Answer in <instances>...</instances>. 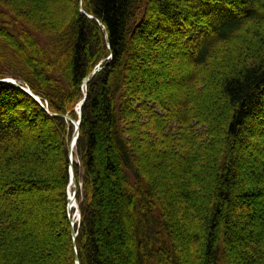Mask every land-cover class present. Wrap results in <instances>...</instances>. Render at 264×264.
<instances>
[{
    "label": "trees",
    "instance_id": "16d2710c",
    "mask_svg": "<svg viewBox=\"0 0 264 264\" xmlns=\"http://www.w3.org/2000/svg\"><path fill=\"white\" fill-rule=\"evenodd\" d=\"M0 7V79L20 81L50 113L74 120L87 79L71 164L80 184L73 226L72 123L0 82V264H75V251L80 264H264V211L258 228L232 227L251 216L248 196L264 206V147L244 141L262 135L254 127L264 121V0ZM166 40L187 65L170 98L133 78L141 61L144 71L163 68L159 53L136 46ZM238 147L260 155L245 159L257 164L249 193L239 189ZM192 220L200 235L184 229ZM190 241L199 244L195 262L184 256Z\"/></svg>",
    "mask_w": 264,
    "mask_h": 264
},
{
    "label": "rangeland",
    "instance_id": "374dc122",
    "mask_svg": "<svg viewBox=\"0 0 264 264\" xmlns=\"http://www.w3.org/2000/svg\"><path fill=\"white\" fill-rule=\"evenodd\" d=\"M0 10L5 11L2 7H0ZM146 40L149 41V38L145 37V41ZM166 44H167V47H165V44L161 43V42L159 44H156V45L149 44V47H148L149 49H146L144 46H142V44L139 45L137 43V45H139V46H136V48L143 50V52H145V50H151V52H153V54L159 53V55L156 58L158 60H163V63H160L163 68H159L160 65H158V66L155 65L152 67H147L146 71H144L141 68V65L144 64V61H141L137 64V66L134 67L135 70L138 69L139 71L133 72V75H134L133 78L142 76L147 81V83L150 85V88H152V86L154 87V85H155V87H154L155 89L153 88V91H152L154 93V95L161 96V97H167L168 96L170 98V97L176 96L177 92H178L177 91L178 84H176V80H174L173 78H175L177 75H180L185 70L187 65H186L185 59L183 58V56L180 55V53H178L177 49H175V50L169 49V46L173 45V43L167 41ZM175 51H176L177 55H175ZM155 56H154V58H155ZM150 60L152 61L153 59L150 58V56H148L147 60L145 61V64L148 61L150 62ZM18 83H20V81H18ZM20 84H22V83H20ZM23 85L25 87H27L25 84H23ZM148 91L149 90H143L144 94H148L149 93ZM213 96L214 95L208 97V99L209 100L213 99L214 98ZM40 100H41V98H40ZM41 102H42V100H41ZM42 104L46 106V103L44 104L42 102ZM74 112L78 115L77 105L74 107ZM52 115H55V113ZM72 120L74 122H76L78 120V116H77L76 120H74V119H72ZM255 120H257V119L255 118ZM259 120H262V119H259ZM72 128H73V130H72L73 133L71 134L69 143L73 139V134L75 131V126L73 123H72ZM254 128L256 129V131L260 132L262 135H260L259 137L255 136V135L251 136V137L250 136L244 137L245 138L244 141L246 142V140H250V141L255 142L257 144L259 142L264 147V121H262V123H259L258 125H255ZM54 129L56 130V127ZM50 144H51V140H50ZM53 146H54V153H57V151H58L57 146H55V145H53ZM248 148L244 149V148L240 147V149H239V147H238V150H239L240 156H241L240 162H239V172L241 174V179H242V182L240 183L239 189H241V192H244V193H249L250 191H252L256 187V185H254L250 181L249 171L252 169L253 170L257 169L256 163L251 162L250 165H248V163L246 164L245 159L246 158L250 159L253 157L255 158L257 155H259L257 150H249ZM249 151H251V152H249ZM249 153H250V155H249ZM71 159H72V163L74 161L75 162L77 161L76 158L73 157V154H72ZM72 169H73V167H72ZM79 187H80V184L76 183L75 178H74V183L70 187V192L73 193L74 191H77V189ZM245 200H246V202H249L252 204L253 210L250 211L251 216H249V217L247 216V218H246L244 216V214L242 213L241 220H234L233 221L232 213L235 211V209H234V211H232V209H231L232 212L230 213V215H231L230 219L233 221L232 227H233V231L236 234L243 233L244 227L246 229L258 228V225L260 224L259 214H262V212L264 211V206H262V205H260V203H258V199L256 197H249L248 196L247 198H245ZM75 203L78 207V203L76 201V196H75ZM236 211L238 212L239 210H236ZM72 217H73L72 219L75 220L74 211H73ZM197 217H198V215H197ZM248 220H250V221H248ZM195 221L192 220L191 222L186 223V227L184 226V229L186 230L190 226V234L191 235H193V234L200 235L201 234L200 230L197 231L196 228H195V230L193 229V227L195 225L194 224ZM196 223H197V221H196ZM75 224H78L77 220H76ZM251 224H252V226H250ZM196 239L198 240L199 236H197ZM36 241H35V243H40V242H36ZM190 242L191 243H189V245H187V247L184 248V256L188 261L192 260L193 262H195L197 260L196 254L199 252L198 249H195V247L197 246V248H198L199 244H196V242L192 243V241H190ZM194 244H195V246H194ZM122 254L125 255V252H123Z\"/></svg>",
    "mask_w": 264,
    "mask_h": 264
},
{
    "label": "water",
    "instance_id": "95a60500",
    "mask_svg": "<svg viewBox=\"0 0 264 264\" xmlns=\"http://www.w3.org/2000/svg\"><path fill=\"white\" fill-rule=\"evenodd\" d=\"M2 80H0L1 82ZM3 81H6V80H3ZM87 81V79L84 80V86H85V82ZM12 84L23 90L24 92H26L29 96H31L34 100H36L42 107L45 111H47L49 114H52L48 111V108L42 104L40 98L36 95H34L28 88H24L22 87L19 83L15 82V81H12ZM84 99H85V94H84V97L79 101L78 105H77V110H78V120L76 122H74L72 119H70V116L65 113V114H55L57 116H61L63 117L64 119L66 120H69L71 121L72 123H74L75 125V131H74V134H73V139L71 140V142L69 143V146H68V152L70 154V158L72 157V152H73V147L75 145V141H76V138L78 136V129H79V124H80V119H81V106L84 102ZM72 161V160H71ZM73 169H72V166H70V180H69V186H71L73 183H74V176H73ZM75 202V191L72 193V195L69 197V203H68V211H70L73 207H75L76 209V218H77V221L79 222L80 220V213H79V210L77 208V206L74 204ZM73 224V223H72ZM72 236L75 237L76 236V233L74 230H72ZM74 259H75V264H80L79 263V260H78V257L76 255V251H75V254H74Z\"/></svg>",
    "mask_w": 264,
    "mask_h": 264
}]
</instances>
